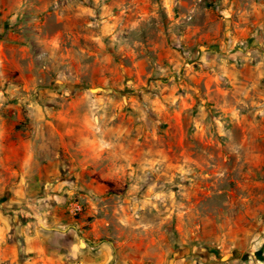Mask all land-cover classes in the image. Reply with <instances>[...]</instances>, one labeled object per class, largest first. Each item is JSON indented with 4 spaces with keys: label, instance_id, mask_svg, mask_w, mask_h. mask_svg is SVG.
I'll return each instance as SVG.
<instances>
[{
    "label": "rangeland",
    "instance_id": "obj_1",
    "mask_svg": "<svg viewBox=\"0 0 264 264\" xmlns=\"http://www.w3.org/2000/svg\"><path fill=\"white\" fill-rule=\"evenodd\" d=\"M250 1L0 0V114L54 120L50 209L122 264H264V86L243 102L200 74Z\"/></svg>",
    "mask_w": 264,
    "mask_h": 264
},
{
    "label": "crops",
    "instance_id": "obj_2",
    "mask_svg": "<svg viewBox=\"0 0 264 264\" xmlns=\"http://www.w3.org/2000/svg\"><path fill=\"white\" fill-rule=\"evenodd\" d=\"M225 10L239 17L228 22L225 41L204 51L209 60L203 66L209 70L202 67L200 74L207 76V84L248 102L251 92L264 86V0ZM35 105H29L31 124L23 133L12 118L0 114V264H122L113 242L93 241L90 232L79 226L66 228L57 210L51 211L54 205L49 201L58 197L62 162L59 134L54 120L45 118ZM31 199L40 204L43 224L14 210ZM228 253L203 259L208 264H239L237 255ZM172 264L201 263L181 255Z\"/></svg>",
    "mask_w": 264,
    "mask_h": 264
},
{
    "label": "built area",
    "instance_id": "obj_3",
    "mask_svg": "<svg viewBox=\"0 0 264 264\" xmlns=\"http://www.w3.org/2000/svg\"><path fill=\"white\" fill-rule=\"evenodd\" d=\"M76 210H80V207H77ZM248 264H256L254 261H249Z\"/></svg>",
    "mask_w": 264,
    "mask_h": 264
}]
</instances>
